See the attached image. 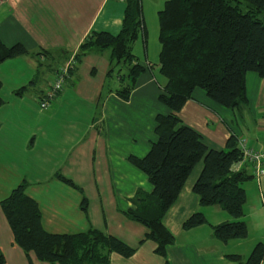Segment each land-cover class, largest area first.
Wrapping results in <instances>:
<instances>
[{"label":"crops","instance_id":"1","mask_svg":"<svg viewBox=\"0 0 264 264\" xmlns=\"http://www.w3.org/2000/svg\"><path fill=\"white\" fill-rule=\"evenodd\" d=\"M125 6V0L0 1V39L8 46L22 43L28 50L0 64L5 100L0 106V202L27 181L26 193L39 203L47 231L78 233L93 226L135 248L130 257L113 253L112 264H164L166 259L171 264H238L227 255L247 258L257 243H264V229L229 241L213 235V225L233 218L219 205H202L193 190L203 162L196 165L163 217L175 237L166 247V256L156 253V243L147 238L149 229L125 214L135 207L132 198L138 189L153 190L146 174L129 156L148 153L157 138L156 116L171 112L159 100L166 78L157 64L160 45L151 46L148 28L147 36L140 35L132 50L142 64L150 62L152 66L139 76L128 99L110 85L114 77L108 75L110 51L93 50L76 58L71 77L52 107L43 110L39 105L55 71L77 54L93 31H120ZM116 79L120 83L118 76ZM247 93L248 118L243 117L244 123L235 111L242 105H221L199 87L179 114L211 149L227 148L228 138L236 133L264 151V76L249 72ZM232 168L253 174L254 167L247 159ZM59 173L81 190L63 181ZM254 179L245 181L249 184L244 187L247 197L256 202L264 195V175L259 183ZM84 196L89 201L88 213L82 208ZM195 212H202L207 221L186 228L185 221ZM253 216L246 220L249 229L250 223L259 226ZM263 221L264 215L262 225ZM0 250L6 256L5 264H30V257L15 242L1 206ZM31 257L36 260L34 254Z\"/></svg>","mask_w":264,"mask_h":264},{"label":"trees","instance_id":"2","mask_svg":"<svg viewBox=\"0 0 264 264\" xmlns=\"http://www.w3.org/2000/svg\"><path fill=\"white\" fill-rule=\"evenodd\" d=\"M125 3L120 31L117 34L93 31L82 42L76 58L81 59L93 50H109L108 75L120 78L121 87L115 91L128 99L139 76L152 63L142 64L132 50L140 35L147 36L143 2L125 0ZM263 12L264 0H166L158 12L160 53L157 64L166 78L159 100L171 112L156 116L157 138L148 153L143 157L129 156L130 162L146 174L153 190L138 189L132 198L135 207L128 208L125 214L149 229L147 238L156 243L155 251L162 256H166V247L175 242L163 217L200 162L204 166L193 187L200 203L219 205L235 218L245 215L248 197L244 183L255 178L254 168L253 174L232 168L236 162L247 160L240 144L244 137L231 134L227 148L211 149L197 130L183 123L179 112L198 87L227 107L235 108L248 102L247 74L257 72L264 76V18L260 16ZM27 53L22 43L8 46L0 39V64ZM2 87L0 80V106L5 103ZM58 176L81 190L72 179L60 173ZM27 184V181L20 183L0 206L15 242L30 257V264L39 261L112 264L113 253L124 257L134 254L135 248L93 226L78 233L47 231L39 203L26 193ZM88 207V198L84 196L82 208L87 213ZM206 221L202 212H195L184 225L191 228ZM213 235L223 241L246 238L248 223L243 219L221 222L213 225ZM32 254L36 260L32 259ZM227 256L238 264H261L264 243H257L247 258L236 253ZM5 263L6 256L0 250V264ZM164 264L171 263L166 259Z\"/></svg>","mask_w":264,"mask_h":264},{"label":"rangeland","instance_id":"3","mask_svg":"<svg viewBox=\"0 0 264 264\" xmlns=\"http://www.w3.org/2000/svg\"><path fill=\"white\" fill-rule=\"evenodd\" d=\"M142 2H143L145 20H146L147 28L149 31L150 44H151V46L154 43L157 45H160L159 40H158V31H159L158 11L160 10L159 8H163L162 0H142ZM260 16L262 18H264V12L261 13ZM155 67L158 68V65L156 64ZM110 85L115 86L116 88L121 87L119 81H117V79H116V76H114L110 80ZM245 106H246V103L242 104V108H236V110H235L236 115L239 117L240 121L243 123L245 122L243 120V117L248 118V113L246 112V109H248V106H246V108H244ZM255 115H258V114H255ZM254 180H256L259 183V181L257 179H254ZM248 182L244 183V186L247 188H248L247 184H249ZM252 182H254V181H252ZM263 197H264V195H262V198H259V199L257 198V201L255 200L256 202H253L251 196L248 195V200H247V203L245 204V208H244L245 209V215L241 218H235L231 214H228L233 218V220L234 219H236V220H238V219L251 220V216H253V214H255L253 217L255 219H257V223L259 224V226L256 227V225H252V223H250L251 225H250V229H249V236L251 234H253L254 232H257V230L259 231V230L264 229V221H263V225L261 223V219L264 215ZM261 200H262V202H261ZM258 204H259V209H257ZM225 213H227V212H225ZM247 216H249V217H247Z\"/></svg>","mask_w":264,"mask_h":264},{"label":"built area","instance_id":"4","mask_svg":"<svg viewBox=\"0 0 264 264\" xmlns=\"http://www.w3.org/2000/svg\"><path fill=\"white\" fill-rule=\"evenodd\" d=\"M76 60V54H73L66 63L55 71L49 87L46 89L44 95L39 98L41 109L49 110L52 107L53 102H55L59 93L63 91L65 85L68 83V80L71 77V70L76 63ZM240 144L247 159H250L255 163L254 176L260 181L261 176L264 175V151L254 152V149L248 145L245 138L240 139Z\"/></svg>","mask_w":264,"mask_h":264}]
</instances>
